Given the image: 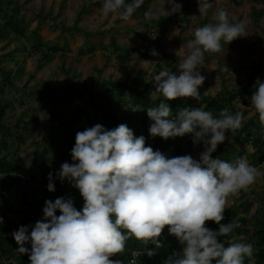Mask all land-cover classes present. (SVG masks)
<instances>
[{"label":"rangeland","instance_id":"obj_1","mask_svg":"<svg viewBox=\"0 0 264 264\" xmlns=\"http://www.w3.org/2000/svg\"><path fill=\"white\" fill-rule=\"evenodd\" d=\"M1 1L0 125L13 129V139L19 145L18 159L36 180L35 193L30 199L15 193L4 205L3 211L10 218L25 215L26 206L35 215L42 214L49 199L45 183L52 173L50 167L56 174L63 163H75L65 154L67 140L53 120L55 113L78 132L93 127L94 118L105 109L114 110L122 124H126L125 115L130 112L139 119L146 117L141 97L127 94L124 102L108 101L106 98L112 97L115 91L108 90L105 84L124 81L139 92L152 93L154 75L165 69L178 74V64L188 54L187 42L194 38L195 29L215 23L213 14L221 8L228 12L230 22H245L247 35L224 45V53H205L198 69L205 77L200 87L203 89L201 101L182 98L177 107H202L218 118L220 110L215 105L219 101L233 114L241 111L242 127L234 138L231 132H226L231 141L218 145L212 156L228 162L247 157L250 164L264 173V126L251 106L255 81L257 78L264 81V0H211L213 8L207 16L199 14L197 0H175L182 5L181 11L160 21L147 20L144 13L150 8L169 10L168 0H153L147 10L137 9L128 21L114 14L105 17L104 0ZM114 38L123 48L113 44ZM36 42L47 47L59 45L62 49L48 55L47 48L34 46ZM42 50L48 52L44 54ZM153 50L159 55L153 56ZM232 94L237 97L230 103L225 99ZM158 98L163 97L157 95L155 99ZM243 133L258 134V138L241 143L245 139ZM2 136L3 132L0 145ZM172 139L182 147L181 152L176 153L171 142L146 139V146L167 157L191 155L197 160L204 150L202 143L193 144L190 134ZM29 158L31 167H26ZM3 186L0 184V191ZM225 211H235L236 215L224 224L238 221L240 227L221 239L251 243L254 252L258 251L264 228V175L247 191L230 196ZM206 226L214 231L219 229L212 221ZM162 237L164 245L156 248L148 244L141 251L146 260L138 259L137 264H164L174 251H181L182 246L167 227ZM147 250H154L156 254L149 257Z\"/></svg>","mask_w":264,"mask_h":264},{"label":"clouds","instance_id":"obj_2","mask_svg":"<svg viewBox=\"0 0 264 264\" xmlns=\"http://www.w3.org/2000/svg\"><path fill=\"white\" fill-rule=\"evenodd\" d=\"M143 3L104 0L102 12L105 17L114 14L128 21ZM197 3L203 16L213 8L211 0ZM168 4L169 10L150 8L144 17L160 21L181 11L182 5L175 0H168ZM213 18L215 23L195 29L194 38L187 42L188 54L178 64V74L165 69L154 75L155 91L150 96L164 99L147 108L151 137L167 140L190 134L193 144L204 146L199 159L191 155L168 158L146 146L143 135L134 137L125 124L112 130L96 124L77 132L71 150L75 163H63L56 176L79 190L83 208L78 211L70 198L46 200L43 219L35 223L30 235L28 226L11 233L19 246L17 252L28 254L30 264H123L112 257L125 251L130 238L160 248L159 237L166 227L182 249L174 251L164 264H245V258L254 264L251 243L221 239L239 228V222H221L228 198L247 191L264 173L247 157L228 162L212 156L218 145L231 141L226 132L234 138L244 114H233L226 107L216 118L202 107H184L172 118L166 103L177 98L200 102L199 89L205 77L198 69L205 53H224V45L247 35L245 22H230L225 9H218ZM151 54L159 55L155 50ZM253 88L251 106L264 126V81L257 78ZM25 166L31 167V158ZM52 178L49 173V192L55 191ZM208 221L219 225L218 231L208 228ZM29 242L30 250L25 247ZM141 254L133 252V256ZM146 254L153 257L156 252L147 250Z\"/></svg>","mask_w":264,"mask_h":264},{"label":"trees","instance_id":"obj_3","mask_svg":"<svg viewBox=\"0 0 264 264\" xmlns=\"http://www.w3.org/2000/svg\"><path fill=\"white\" fill-rule=\"evenodd\" d=\"M153 0H144L143 5L140 7L141 9L147 10L152 3ZM0 2H2L0 0ZM132 0H126V3H130ZM18 23V22H17ZM10 27H13V23L8 24ZM79 29V28H78ZM19 30V27H18ZM113 44L117 48H123L117 40L114 38L113 39ZM36 48H47L49 52L47 53L45 50H42L44 54H48L51 52H57L61 50L62 48L59 45H52L47 47L48 45L42 43L36 42L34 44ZM82 52H85L84 50ZM105 85L108 86V90H111L112 88L115 91V94L112 95L110 98H106L108 101H125L123 99L124 96L129 94L130 96H139L141 97V101L143 103L145 112H146V117L144 116L143 118L139 119L137 115L134 113L130 112L125 115L126 118V124L129 129L132 130L134 137H139L143 135L146 139H151L152 141H156L158 143H164L168 144V142H171L172 144H175L176 147V153H179L182 151V147L175 141L174 139H163L159 136L153 138L149 134V127L152 121L149 119L147 115V108L149 107H156L158 106V103L160 100H163L164 98H158V99H153L150 94L148 93H143L139 92L137 89H135L133 86L128 85L127 82L124 81H111L109 83H106ZM111 87V88H110ZM200 93H203V89H199ZM237 97L236 94H232L230 98L225 99L228 102H232L235 100ZM191 99V98H190ZM195 100V99H194ZM138 102V101H137ZM182 102V98H177L172 101H166L170 109L172 110V118H175L176 112L179 110L177 105ZM216 109L217 110H222L224 109L223 102L219 103V101L216 103ZM120 117L115 113L114 110H103L102 114L96 115L94 118V126L96 124L103 125L106 130H112L122 124V122L119 121ZM53 120L58 123L59 129L61 133L64 135V137L67 140V146L65 148V154L67 156H71V150L75 145V137L76 133L78 132L73 126L69 125L68 123L64 122L60 115L58 113H55L53 116ZM145 129V130H144ZM3 132L2 136V144L0 145V170L6 173H9L10 171H13L15 169H20L24 168L23 163L21 160L18 159V154H19V145L18 141L13 139V129L10 127H6L5 125H0V134ZM244 134V133H243ZM245 139L241 141V143H248L252 142L253 139L258 138V134L251 135V134H244ZM54 140H58V137H56ZM193 147V145H191ZM14 149V150H13ZM176 157V156H172ZM168 157V158H172ZM262 162H264V151H263V156H262ZM61 166L59 169H57L56 172L60 171ZM53 168L50 167V171L52 172V182L54 183L55 186V191L54 192H49L47 185L49 183V179H47L45 183V188L49 193V199L52 200L53 202L55 199L63 197L65 199H72L74 207L79 211L82 210L83 205H84V200L83 197L81 196L80 192L78 189L72 187V185L65 180L64 182H61L59 178L56 176V174H53ZM15 183L18 184V181L12 178H9L8 176L6 177H0V184L4 185L0 191L1 192L4 188H11L15 185ZM25 199L30 198V195L28 194L27 189L22 188L21 189ZM9 199H5L3 201V204L5 205ZM250 208V205L247 207V209ZM2 221H0V264H30L29 261V256L28 254H20L17 252L18 245L16 241L14 240L13 236L11 233L14 231H17L21 226H28L29 232L28 234L30 235L32 227L35 226V223L39 221L37 218H26V219H20L16 220L14 218H10L9 216L6 215L5 212H2ZM43 213V212H42ZM61 213L59 210H57L56 215L59 216ZM236 215L235 211H225V216L224 220L222 221L223 223L228 222L231 220L233 216ZM215 224V222H213ZM163 235V233H162ZM159 237L160 243L163 246L165 243V240H163V237ZM151 244V243H149ZM148 245V244H147ZM147 245H144L142 242L135 240V238H130L126 242V247L125 251L121 254H118L117 256L112 257L113 259H120L123 261V264H131V262L134 260L135 264H137L138 259H145L146 257L141 254L138 256H133V252L135 251H142L147 249ZM154 245V244H153ZM156 246V245H154ZM259 250L253 253V261H255V264H264V228L262 229L261 232V239L259 241ZM25 247H27L29 250L31 249V244L30 242L25 244ZM148 259V258H147ZM245 264H250L248 258H245Z\"/></svg>","mask_w":264,"mask_h":264},{"label":"built area","instance_id":"obj_4","mask_svg":"<svg viewBox=\"0 0 264 264\" xmlns=\"http://www.w3.org/2000/svg\"><path fill=\"white\" fill-rule=\"evenodd\" d=\"M6 176H8L9 178L17 180L18 184L14 185L11 188H4L2 190L1 195H0V210H2V212H4L3 211L4 210L3 201L5 199L10 200L12 198L11 195H13L15 193H17L20 198H24V195L21 191L22 188L27 189L28 194L31 196L35 193V188H36V180L34 178V175L30 171H28L24 168L15 169L13 171H10L9 173H6V172H3L0 170V177H6ZM28 199H30V198H28ZM25 210H26L25 215L18 217V219L15 217H13V218L16 220L26 219L29 217L37 218L39 220L43 219V213L40 215H35L34 213L31 212L29 206H26ZM136 256H138V255H136Z\"/></svg>","mask_w":264,"mask_h":264}]
</instances>
